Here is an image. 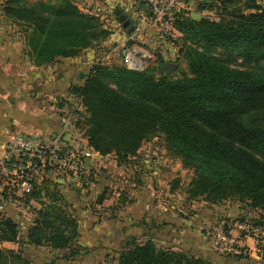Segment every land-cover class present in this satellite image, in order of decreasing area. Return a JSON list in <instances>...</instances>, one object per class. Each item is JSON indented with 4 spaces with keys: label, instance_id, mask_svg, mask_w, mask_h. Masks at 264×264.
I'll list each match as a JSON object with an SVG mask.
<instances>
[{
    "label": "trees",
    "instance_id": "1",
    "mask_svg": "<svg viewBox=\"0 0 264 264\" xmlns=\"http://www.w3.org/2000/svg\"><path fill=\"white\" fill-rule=\"evenodd\" d=\"M197 9L212 11L218 20L182 16L175 22L179 39L156 34V49L182 42L179 53L187 71L172 78L169 71L157 73L163 63H172L162 55L143 70L102 62L104 51L99 46L111 33L98 16L80 12L74 0H5L2 5L4 15L26 34L37 61L77 58L91 50L82 84L70 85L68 99L56 103L58 109L77 107L66 116H73V129L86 139L88 148L101 157L113 156L116 166H124L159 133L182 167L192 169L186 200L201 198L211 205L235 200L264 212V6L256 0H202ZM236 59L240 63L233 66ZM49 184L44 179L19 198L26 203L49 200L35 214L25 243L68 250L70 259L81 247L75 243L77 218L62 212L58 185ZM252 225L264 232V213ZM18 232L11 218H0V244L18 242ZM0 264L30 262L20 251L0 248ZM115 264L214 263L157 248L151 239L138 243L130 238Z\"/></svg>",
    "mask_w": 264,
    "mask_h": 264
},
{
    "label": "crops",
    "instance_id": "2",
    "mask_svg": "<svg viewBox=\"0 0 264 264\" xmlns=\"http://www.w3.org/2000/svg\"><path fill=\"white\" fill-rule=\"evenodd\" d=\"M192 1L186 0V2ZM4 2L5 0H0V155L15 135H34L42 142L56 143L64 149H75L77 143L76 135L72 132L74 129L66 116L67 113L64 109H58L56 103L59 98L68 99L67 91L70 85L75 84L76 75L81 78L77 85L82 84L83 77L90 68L91 50H85L77 58L59 59L50 63L37 61L27 46L26 34L22 32V28L2 12ZM74 4L80 12L98 16L102 27L111 33L99 46V49L104 51L101 61L106 52L114 56L113 52L120 50L122 58L124 52L134 48L141 50V53L151 51L157 59L154 49L158 46L156 36L158 31L149 21L148 9L140 2L74 0ZM116 10L134 20V30L131 34H126L121 28L116 19ZM23 30L27 31V28L24 27ZM165 54L172 53H161L164 59H166ZM144 57H146L145 54ZM79 63L86 64L85 72L74 71ZM44 101L47 102L46 107L43 106ZM80 142L82 147H87L85 138H82ZM108 158L112 159L115 167H118L113 156L101 157L99 163L102 166L107 165ZM145 179L144 183L141 180L137 181L134 187L131 185L123 195L125 200L116 203L113 219L110 220L112 225L110 231L114 229V241L124 245L130 238H135L138 243L151 239L158 248L172 250L182 248V251H189L193 256L202 257L214 264H264V258L256 252L253 241L248 239L243 243L247 246L244 257L236 259L218 256L211 249L206 232L209 224L220 219L217 217L218 207L208 205L199 209L194 206V201L182 206L180 192L176 188L177 181L171 188L165 187L164 178L160 180L155 176L152 179L153 189L150 187V182L146 187ZM45 181L48 184L56 183L58 185L56 190L62 197L65 198L69 194L66 186H70V181L66 178L50 175ZM45 198L42 197V199ZM33 201L36 200L30 199L28 202ZM103 202L105 200L102 199L100 205ZM23 205L24 203L19 199L4 203L3 213L5 214L3 215L17 224L19 234L18 242L1 243L0 248L20 251L28 257L25 254L27 250L33 251L34 254L35 249L40 247L25 243L26 231L33 219L16 215L13 211L23 210ZM86 219L87 217L80 219L81 221L77 220L78 238L75 242L77 245H82L86 239L80 230L84 225H88V223L85 224ZM102 226L101 228L104 229L108 225ZM93 230L94 234H98V226H95ZM62 251H65L63 259L69 260L66 257L68 250ZM34 257L35 255L30 256V258Z\"/></svg>",
    "mask_w": 264,
    "mask_h": 264
},
{
    "label": "rangeland",
    "instance_id": "3",
    "mask_svg": "<svg viewBox=\"0 0 264 264\" xmlns=\"http://www.w3.org/2000/svg\"><path fill=\"white\" fill-rule=\"evenodd\" d=\"M201 1L202 0H193L192 2H187V5L189 7V14H186L185 17L187 15L190 16V13H195L200 16V19L205 18L211 21H217L218 17L212 11L197 9V3ZM256 1L260 5L264 6V0ZM178 42L180 41L178 40ZM172 45L170 43L168 49H153L156 56L161 55L159 51L163 52L164 49L167 53H172L171 55L165 54V57L166 60L176 64V68L169 71V76L175 78L178 77L181 72H186L187 66L185 60L179 53L181 45ZM106 51L107 48L105 49V52ZM129 51H135L140 54L138 55L139 58H137V62L140 63V66L142 68L141 70L154 65L157 60L155 59V56L151 51L149 53L143 52L146 57H144V54L141 53V50L139 49L134 48L129 49ZM113 53L112 54L114 56H110L106 52L102 62L115 64H119V62L123 63V57L121 58L120 56L121 51L117 50V52ZM239 63L240 60L236 59V61L233 62L232 65L238 66ZM84 65L86 64L79 63L74 71H79V73L81 71L85 72L87 70V67ZM80 79L81 78L77 77L76 75L75 84H79ZM45 104H47V102L45 103L44 101V107H46ZM63 108L66 113L77 109V107L72 108L69 106H63ZM68 120L70 121V125L73 128V116H68ZM72 132L76 135L75 141L77 143V147H75V149L87 148L82 147L81 145L80 140L83 138L82 134L76 130ZM44 143H46V141ZM54 146L60 147L56 143H54ZM192 175V169H186L182 167L180 160L174 157L173 154H171V152L167 149L163 137L159 133L154 135L149 141H147L137 152V155L131 159V162L124 166L115 167L114 162L110 158L107 159V165L105 166H102V164H100L99 162L92 163L91 176H89L87 180L85 179L83 182L81 181V185H77L70 181V186H66L68 187L69 194H67V197H62L61 200L57 202V205H59L61 209H63L62 212L68 217H75L77 218V220H82L86 217L88 219H86L85 221V224L88 223V225H84L83 229H80L82 235L86 236V239L82 242L81 247L78 246L79 254L70 258L69 260H64L63 255H65V251L60 250L58 252H52L50 249L41 246L40 248L35 249L36 251L34 252V254L33 251H26L25 254L28 256L27 258L29 259L30 264H115L119 253L124 249L123 243L114 241V229L110 231V226L112 227V225L110 224V220L113 219L115 205L120 200V196H118V194L125 195L131 185L132 187H134L133 185H135L137 181L142 180L144 183L145 177L146 187L148 186V182H150V187L153 189L154 187L152 185V179L155 176L158 177V179L164 178L163 181L165 183V187L171 188L174 182L177 181L176 188H178V191L180 192L182 206L191 204V201H194V206H197L199 209H201L202 207H208V205L216 206L218 207L217 217L223 220L219 222H224L226 225H233L235 223L240 224L243 222L252 224L255 221L259 220V216L264 213L260 209L253 210L247 207L245 204L238 203L235 200H226L218 205H211L209 203H206L201 198L197 200H186L185 192L192 178ZM49 189L51 190V188ZM100 196H103V201L105 200V202H103L101 205L100 203H98V198ZM48 201L49 200H47L46 198H40L39 200L30 203L22 201L24 203L23 210H20L21 212L19 210L13 211L16 215L33 219L35 217V214L40 209L49 204ZM104 218L108 219L105 220ZM101 224H107L108 226L103 229L101 228L103 227ZM95 226H98L99 228L98 234H94L92 232L94 231L93 229L95 228ZM260 229L262 230V228ZM99 240H101V242ZM252 241L255 246L256 252L264 258V232L257 239H253ZM158 245L160 244L158 243ZM244 249L246 251V244H244ZM173 251L180 253L184 252L188 255L193 256L189 253V251H182V248ZM31 255H35V257L30 258Z\"/></svg>",
    "mask_w": 264,
    "mask_h": 264
},
{
    "label": "built area",
    "instance_id": "4",
    "mask_svg": "<svg viewBox=\"0 0 264 264\" xmlns=\"http://www.w3.org/2000/svg\"><path fill=\"white\" fill-rule=\"evenodd\" d=\"M134 1L145 4L149 21L161 36L172 41L181 37L175 22L189 14L186 0ZM138 55L135 51L124 52L122 64L131 70H141ZM100 160L101 156L90 148L64 149L54 143H44L34 135H15L0 155V218L5 202H14L28 195L50 175H59L81 185V181L91 176L92 163ZM262 234L263 231L251 223L226 225L219 222L207 228V241L219 256L244 255V241L257 239Z\"/></svg>",
    "mask_w": 264,
    "mask_h": 264
},
{
    "label": "water",
    "instance_id": "5",
    "mask_svg": "<svg viewBox=\"0 0 264 264\" xmlns=\"http://www.w3.org/2000/svg\"><path fill=\"white\" fill-rule=\"evenodd\" d=\"M116 19L118 20V22L121 25V28L126 32V34H131L132 31L134 30V20L122 13H120L119 10L115 11ZM192 20L194 21H198L200 20V16L198 14L192 13L191 16ZM176 68V64L174 63H168L165 62L161 65V67L158 69L157 73L159 75L164 74L165 72L174 70Z\"/></svg>",
    "mask_w": 264,
    "mask_h": 264
}]
</instances>
